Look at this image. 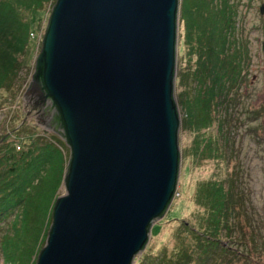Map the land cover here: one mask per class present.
Segmentation results:
<instances>
[{"label":"water","instance_id":"water-1","mask_svg":"<svg viewBox=\"0 0 264 264\" xmlns=\"http://www.w3.org/2000/svg\"><path fill=\"white\" fill-rule=\"evenodd\" d=\"M180 0H55L25 115L70 150L34 264H134L180 174Z\"/></svg>","mask_w":264,"mask_h":264},{"label":"rangeland","instance_id":"rangeland-1","mask_svg":"<svg viewBox=\"0 0 264 264\" xmlns=\"http://www.w3.org/2000/svg\"><path fill=\"white\" fill-rule=\"evenodd\" d=\"M213 1L217 3L218 0ZM228 2L233 7L231 10L234 12L235 27L229 33L230 41L225 54L240 53L242 56L241 81L229 91H223L221 96H216L209 105L202 104L200 100L202 95L214 87L217 93L220 89L218 86H213L211 78H207L204 84L199 78L192 76L198 58L192 53L188 41L185 44L181 42L183 35H181V18L178 12L179 34L174 98L181 123L180 174L174 200L165 215L153 225L148 245L143 254L138 255L135 263L140 258L143 260L140 259L142 262L138 264L144 263L147 259H155L161 254L160 249L164 244L168 245L170 253H173V249L177 251L183 245H194L192 233L188 232V228H183L182 224L186 221L195 224L201 222L199 214H203V210L207 208L201 202L207 205L205 200L211 194L210 183L218 182L223 185L222 199L225 204L227 201L228 205L233 207L230 209H234L229 214L224 212L221 217L229 216L234 221L237 213V218L244 223L242 229L241 226L235 228L231 239L224 231L221 232L220 238L223 242L228 241V245L232 248L247 252L252 258L248 264H264V0H228ZM54 3L55 0L49 1L41 10L30 16L33 20L31 40L26 62L18 70L16 99L14 94L0 92V133L7 135L2 139H6V143L14 142L16 149H21L24 143L29 145L34 136L45 135L59 146L67 165L70 150L65 141L52 131L45 132L33 118L25 115L21 96L35 69L36 56L40 51ZM209 60L211 62H207V68L215 61L212 57ZM207 107L212 118L211 122L206 126H198V121L192 124L190 114L195 113L196 110L198 117H203L206 115L203 112ZM184 120L187 125L183 126ZM203 123L204 121L201 125ZM15 128L17 131L9 137V133ZM216 143L220 147L223 145L225 153H211L207 150V144L216 146ZM56 182V180L51 181L44 191L48 195L47 199H50L49 206H52L51 220L48 223L44 219L43 225L37 221L30 227L35 230L33 234L35 237L31 238V243L36 239L44 238V232L46 238L52 221L54 201L64 191L63 180L57 184ZM175 207L182 208L183 211L172 219L164 218L169 216L170 209ZM29 210H32V206ZM17 212L16 215H19ZM41 242H43L42 246L45 239ZM179 243L181 246L178 247ZM4 259L0 245V264H7ZM253 259L258 262L254 263L256 261ZM192 264L199 262L193 260ZM203 264L207 263L203 261Z\"/></svg>","mask_w":264,"mask_h":264},{"label":"trees","instance_id":"trees-1","mask_svg":"<svg viewBox=\"0 0 264 264\" xmlns=\"http://www.w3.org/2000/svg\"><path fill=\"white\" fill-rule=\"evenodd\" d=\"M49 1L51 0H0V92L14 94L15 99L18 92L16 85L18 70L26 62L31 40L33 20L30 16L41 10ZM232 8L228 0H218L217 3L213 0H180L179 14L181 35H183L181 42L185 44L188 41L192 53L198 58L192 76L199 78L204 84L207 78H211L213 86H218L220 89L219 93L215 87L204 93L200 98L202 104L209 105L216 96H221L223 91H229L241 81L242 56L240 53L225 54L230 41L229 33L235 27ZM211 57L215 61L207 68V62H211L209 60ZM194 111L195 113L190 114L192 124L198 121V126H206L211 122L208 107L204 110L203 114L206 115L203 117H198L197 111ZM184 124L187 125L185 120L182 122L183 126ZM16 131L15 128L9 133L10 135L8 134L9 137ZM4 136L7 137L0 133L2 255L7 264H34L43 243L41 240L45 239V232L44 238L36 239L31 243V238L35 237L33 235L35 230L30 227L37 221L43 225L44 219L48 223L51 220L52 206H49L50 199H47L48 195L44 191L51 181L61 182L66 170V159L55 141L45 135L32 137L30 144L24 145V143L21 149H16L12 141L6 143V139H2ZM60 141L62 142V139ZM214 144H207V150L211 153H225L223 145L220 147L217 143L216 146ZM210 184L211 194L207 200L203 199L207 201V205L201 202L207 207L205 211L203 210V214H199L201 222L195 224L186 221L182 224L183 228H188V232L192 233L195 244L181 246L179 243L178 247H181L177 251L173 249V253H170L168 245L164 244L158 257L147 259L142 264H192L193 260H197L199 264H203V261L207 264L249 263L252 258L247 252L232 248L228 245V241L223 242L220 238L221 232L224 231L231 239L235 228L241 226L242 229L244 223L237 218V213L234 221L229 216L221 217L224 212L229 214L234 209H230L233 207H230L227 201L225 204L222 199L223 185L218 182ZM30 206H32L31 211ZM175 209H170L169 216L164 218L172 219L183 211L182 208L175 207ZM17 211L19 215H16ZM140 259L135 264L142 262ZM254 261V263L258 262Z\"/></svg>","mask_w":264,"mask_h":264},{"label":"bare ground","instance_id":"bare-ground-1","mask_svg":"<svg viewBox=\"0 0 264 264\" xmlns=\"http://www.w3.org/2000/svg\"><path fill=\"white\" fill-rule=\"evenodd\" d=\"M21 129V128H20ZM55 135V134H54ZM143 254V253H142ZM141 256V255H140Z\"/></svg>","mask_w":264,"mask_h":264}]
</instances>
